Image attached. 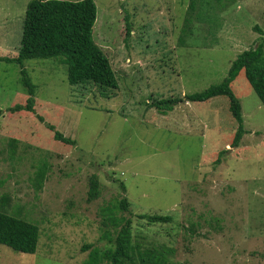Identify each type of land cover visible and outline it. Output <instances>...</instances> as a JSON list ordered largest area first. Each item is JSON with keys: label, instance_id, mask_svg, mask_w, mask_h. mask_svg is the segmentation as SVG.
I'll return each instance as SVG.
<instances>
[{"label": "rangeland", "instance_id": "1", "mask_svg": "<svg viewBox=\"0 0 264 264\" xmlns=\"http://www.w3.org/2000/svg\"><path fill=\"white\" fill-rule=\"evenodd\" d=\"M29 1L0 0V56L19 54ZM94 1V40L118 89L71 86L59 59H31L35 112L12 113L29 96L20 66L0 61V211L40 228L35 254L0 244V264H84L85 246L114 244L106 208L132 220L135 245L163 246L175 264H264V106L244 74L233 82L247 133L232 148L228 98L185 99L220 84L264 39V0H197L191 19V0ZM168 98L185 101L166 114L150 107ZM51 126L76 144L56 141ZM94 175L100 196L88 201ZM125 197L126 211L116 207ZM140 214L173 220L150 224Z\"/></svg>", "mask_w": 264, "mask_h": 264}, {"label": "trees", "instance_id": "2", "mask_svg": "<svg viewBox=\"0 0 264 264\" xmlns=\"http://www.w3.org/2000/svg\"><path fill=\"white\" fill-rule=\"evenodd\" d=\"M221 4L222 0H215ZM232 0H228V3ZM197 0H191L188 15L197 11ZM97 20V6L94 0H30L22 28V39L19 54L15 57L0 56L1 62L17 64L21 68V83L28 94L25 105H15L9 112H35L37 86L25 68V61L31 59H59L68 68V83L78 86L92 83L102 92L107 93L119 88V81L108 55L94 40V26ZM188 22V21H187ZM185 33L191 34L190 25H186ZM129 29V27H127ZM130 31V30H129ZM185 35L182 36V38ZM242 74L257 94L264 106V39L256 47L241 52L231 64L227 76L217 85H212L202 92L186 94V101L206 102L216 97H227L229 109L238 123V129L231 143L232 148H238L247 131L244 126L241 100L232 89V84ZM183 98H168L154 101L150 107H156L166 114L173 110L174 105ZM2 111H0V114ZM56 141L67 145H75L76 141L55 130ZM227 150L221 151L216 164L221 162ZM48 167L43 164L36 172L34 185L38 191L43 188ZM123 191L126 190L122 184ZM100 196L99 178L94 175L90 179L88 201H94ZM130 202L127 197L116 206L128 210ZM104 215L113 223L116 237L111 247L85 246L91 249L84 264H175L171 253L163 246L141 247L134 243L132 220L116 217L113 208H106ZM140 219L150 224H167L173 220L170 215L140 214ZM111 238L110 232L107 233ZM40 240L38 225L24 219H19L7 212L0 211V244L10 247L16 252L35 254Z\"/></svg>", "mask_w": 264, "mask_h": 264}]
</instances>
